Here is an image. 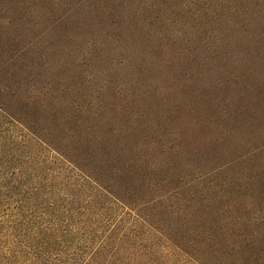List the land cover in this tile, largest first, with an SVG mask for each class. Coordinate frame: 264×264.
<instances>
[{
    "label": "trees",
    "instance_id": "obj_1",
    "mask_svg": "<svg viewBox=\"0 0 264 264\" xmlns=\"http://www.w3.org/2000/svg\"><path fill=\"white\" fill-rule=\"evenodd\" d=\"M230 1L248 24L264 21V0H145L142 8L153 5L154 22L169 26L161 37L177 49L161 46L181 66L191 56L182 44L206 35L198 17ZM23 24L0 18V264H264V163L256 164L264 144L234 156L208 148L220 143L199 120L148 135L161 115L143 117L153 110L141 95L80 102L77 90L47 82L59 75L43 73L48 59L32 54L39 41L20 37ZM213 39L199 37L203 50Z\"/></svg>",
    "mask_w": 264,
    "mask_h": 264
},
{
    "label": "rangeland",
    "instance_id": "obj_2",
    "mask_svg": "<svg viewBox=\"0 0 264 264\" xmlns=\"http://www.w3.org/2000/svg\"><path fill=\"white\" fill-rule=\"evenodd\" d=\"M74 1L0 0V18L22 20L26 30L20 37L39 41L32 54L48 59L41 67L43 73H58L55 81L47 79L50 85L77 90L80 102L94 95L117 101V92L144 96L153 113L143 117L161 115L156 119L162 123L156 122L155 130L145 133L160 139L167 131L186 129L189 124L182 120H199L200 130L209 126L220 143L216 146L211 140L208 148L224 146L234 156L264 144V21L242 20L241 12L246 10L239 11L237 1L212 5V12L198 17L205 23L206 35L214 36L212 52L203 50L204 42L199 41L206 35L196 32L191 43L180 47L191 52L188 62L180 66L161 46L177 49L170 38L161 37L169 26L154 22L159 12L153 5L143 9L145 0H88L76 5L75 11ZM160 15L165 18L169 11ZM169 18L175 21L172 29H180L179 17L171 13ZM51 22L57 25L47 33L44 29ZM185 23L188 26L191 20ZM192 24L197 27L195 21ZM158 36L160 41L153 39ZM144 108L141 104L139 109ZM261 150L257 165L264 163V147Z\"/></svg>",
    "mask_w": 264,
    "mask_h": 264
}]
</instances>
